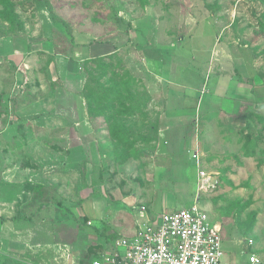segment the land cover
Listing matches in <instances>:
<instances>
[{
  "label": "rangeland",
  "instance_id": "374dc122",
  "mask_svg": "<svg viewBox=\"0 0 264 264\" xmlns=\"http://www.w3.org/2000/svg\"><path fill=\"white\" fill-rule=\"evenodd\" d=\"M8 6L16 22L0 19V33L14 32L0 37L5 52L8 39L20 36L63 41L69 46L65 57L80 63L88 45L113 42L115 49L97 62L84 60L88 67L76 75H60L55 68L54 81L47 56L29 53L22 57L25 64H16L0 55V183L8 179L15 187L19 213L46 205L53 223L50 231L39 227L27 240L48 245H25L0 264H63L62 242L80 243L84 226L93 228L92 217L82 215L93 213L82 201L132 200L123 211L130 223L139 219L131 207L150 208L159 191L173 205H156L155 213L198 199L221 224L222 263L248 264L252 253L264 264V147L240 152L243 137L229 134L220 99L209 92L216 86L221 94L229 78L254 72L264 85V0H11ZM55 18L63 22L59 31L50 26ZM75 40L84 44L76 47ZM243 62L247 72L232 64ZM167 64L178 69L173 77L198 87L191 109L173 110L182 107L183 97L169 88L181 92L185 83L162 81L171 79L162 66ZM127 74L125 93L143 101L122 118L125 132L119 138L120 119L110 115L119 105L104 107L109 98L103 96L112 85L119 89ZM183 116L179 123L166 122ZM187 135L196 137L197 147H186ZM198 170L214 176L215 186L198 191ZM76 250L72 264H92L99 254L91 242Z\"/></svg>",
  "mask_w": 264,
  "mask_h": 264
},
{
  "label": "crops",
  "instance_id": "0c3cea01",
  "mask_svg": "<svg viewBox=\"0 0 264 264\" xmlns=\"http://www.w3.org/2000/svg\"><path fill=\"white\" fill-rule=\"evenodd\" d=\"M57 25H59L58 22H51L50 24L51 28L54 29V31L55 29L59 31L56 27ZM24 39L22 38V36L16 37L14 39L9 38L8 43L12 44L6 52L3 48H1V43L0 55H3L2 57H6L7 59H13L16 64H25V61L22 62V57H26L29 53H37L44 56H50L54 54V48L50 40L40 38L39 36L34 38L31 37V39L28 36L26 38L24 37ZM2 40L5 41L4 38H1V41ZM75 43H77L76 47L79 48L82 44H84V42H77L76 40ZM114 44L115 43L113 42L93 43L91 45H88V47L85 48V52L82 51L81 54L85 53V55H87L88 57L107 55L114 52ZM33 47H35V50H33ZM162 54L165 56V58H167L166 53ZM54 56L56 59L55 62L53 59L49 64V70L52 81L57 79V76L53 77L54 74L56 75L55 68H58V70L60 71V75L65 74L66 76V71L75 73V75L78 74L77 71L79 70V61L77 59L65 57V55L61 53H56L54 54ZM74 56H78V54H74ZM170 59H172L171 61L174 60L172 56ZM232 64L236 68H238L239 71L242 70L247 72L244 62ZM162 66L164 71L169 69L171 73V79L168 80L167 77L163 76L161 78L162 81H165V83L168 84L170 83V86L179 85L183 87L182 83H185L186 85H184V88L181 92H175L173 88H169L171 89L169 91L173 94L175 93L176 96L182 95L183 97L181 105L182 107L178 109H175L173 107V110L177 112L191 109V103L195 102L197 96L195 92L199 91L198 87L195 85H191L189 82H183L181 77H173L178 71L177 68L174 69V67L168 66V64ZM211 69H207V72L212 71ZM195 73L197 74V72ZM260 75V73L254 72V74H252V77H242L241 79L229 78V86L227 88L221 86V94H217V91L215 93L214 88L216 86L213 87L211 91H209L208 88L206 90L210 93H214L215 97L218 96V98L220 99V107L222 108V110L225 111L223 122L225 125H227V131L229 132V134H231L232 131H237V133L239 134L238 136L243 137V142L241 141V139H239V141L242 143V151L240 152H245L244 150H248L249 152V150L251 149H254L255 152H258L260 147H264V85L262 83ZM218 76V74L215 75V77ZM70 77H74V75H71ZM222 95H225L224 99H222ZM181 118L183 120L186 119V117L184 116L180 117V119L172 118V120H170L171 118H169L166 120V122L179 123L180 121H182ZM194 135L186 136V139H184V141L186 140L187 142L186 147L192 148L198 146V143H196V137L194 138ZM161 193L162 195L160 194V191L157 193L155 200L152 202L150 208H148V206L146 208L144 204L141 205V207H144L145 212H147L150 217H156L158 215V213H155L154 211V207L156 205H159L161 207L164 206L163 204L169 206L173 205V200L170 197L169 200H167L166 198L162 197L163 193L165 192ZM17 195V191L15 187L10 183V180L4 179V183H0V259H4L8 253L16 254L18 252H21L22 250L26 249V247H24L25 245H28V247L29 245H48V241L46 240L42 243H40V241H36L32 244H30L27 240H29L30 235L35 238L38 232L37 229L39 227H44L46 231H50V229H52L53 223L51 217L48 215L49 208H47L46 205L41 204L42 206H39L37 210H32V212L28 214L23 212L19 213L20 211H18L19 208L16 204ZM127 201L129 203H132V200ZM127 201L123 202V200H116L113 203H107L106 199L103 197H92L90 198V200L89 198H87L85 199V201H82V206L85 202H88L83 207L90 208V211L93 213V216L82 213L84 217H92L93 228L84 226L82 232L84 233V238L82 241H80V243L79 241L74 243H68L66 241L62 242L64 248H60L58 257L64 259L63 264L74 263L73 255L74 253H77L76 249L79 248L80 244L84 245L85 243L87 244V242L88 244L89 242H91V244L96 247L100 253L105 249L111 248L113 239L116 236L132 234L135 228V217H132L131 222L128 223V221L125 220L126 214H123L126 210L124 204L129 205ZM160 201V204L155 203H159ZM141 207L137 209L133 208V206L131 207L134 214H136V218H139V212ZM79 209H81V206H79ZM89 222L91 223L90 220ZM88 233L91 234L88 235ZM85 234H87V236H85ZM68 247L72 249L70 250L68 249Z\"/></svg>",
  "mask_w": 264,
  "mask_h": 264
},
{
  "label": "built area",
  "instance_id": "2783aa9c",
  "mask_svg": "<svg viewBox=\"0 0 264 264\" xmlns=\"http://www.w3.org/2000/svg\"><path fill=\"white\" fill-rule=\"evenodd\" d=\"M194 156L198 158L197 152ZM215 183L214 176L198 170V191ZM139 213L133 233L116 236L111 248L100 252L92 264H241L221 262V224L209 216L198 199L189 207L165 209L156 217H150L143 206ZM247 263L257 264L259 259L251 253Z\"/></svg>",
  "mask_w": 264,
  "mask_h": 264
},
{
  "label": "trees",
  "instance_id": "16d2710c",
  "mask_svg": "<svg viewBox=\"0 0 264 264\" xmlns=\"http://www.w3.org/2000/svg\"><path fill=\"white\" fill-rule=\"evenodd\" d=\"M11 0H0V5H5L3 6V8H0V19L5 20V21H11V26L13 23L16 22V20H14L15 16L13 14L12 11H9L8 9L10 8L8 5H10ZM54 22H59V23H63L61 20H58L55 18V20H53ZM66 27V26H65ZM68 31V30H67ZM14 32H12L11 29L6 30L4 33H0V37H11ZM53 48H54V54L56 53H61L63 55H67V50L69 49V46L67 47V45L65 44V42L60 41V40H56V38L51 39ZM54 54L53 55H48V64L54 59ZM112 54H108L105 56H93V57H87L84 60H90L89 62H97L99 60H101L102 57H108ZM84 60L80 63L79 62V69H83L85 71V69L88 67L87 65H85ZM85 65V66H84ZM128 77L129 74L125 75V77L123 78V80L121 82H119L117 85L120 86V90L119 89H115V85H112V87L110 88V90L108 89L107 91H110L109 93L106 91V93L104 94V98H109V100L106 102V104H104V107H106V105L108 106V108L110 109L112 106H114L115 102H117L119 105V110H116L111 113L110 115L113 116V119L115 117L119 118V126H117V129H115V133L119 138L124 137V135H120L122 133H124L125 129V124L124 121L122 120V118L125 116H130L131 114H134L136 112V106L140 105L143 101L142 97H135L132 96L131 94H127L125 92H127V88H128ZM98 91V90H97ZM83 93V92H81ZM111 94V97H110ZM118 95V97H116V95ZM97 96L102 95L100 94H96ZM87 96L89 97V94H87ZM132 101L131 104H129L128 106H124V102L125 101ZM111 101V102H110ZM121 106V107H120ZM119 131V132H118ZM119 133V134H118ZM249 152H255L254 149L249 150ZM81 177L83 178V180L86 179V171H85V167L83 166L81 169Z\"/></svg>",
  "mask_w": 264,
  "mask_h": 264
}]
</instances>
